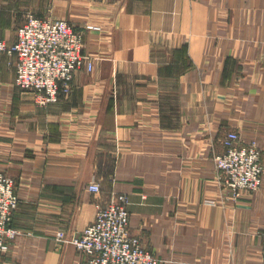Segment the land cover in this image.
<instances>
[{"label":"crops","instance_id":"obj_1","mask_svg":"<svg viewBox=\"0 0 264 264\" xmlns=\"http://www.w3.org/2000/svg\"><path fill=\"white\" fill-rule=\"evenodd\" d=\"M30 14L100 29L93 71L46 107L3 56L0 172L21 233L0 264H84L70 240L95 220L94 180L100 199L130 196V231L162 264H263L264 175L234 194L214 158L237 131L264 163V0H0V38Z\"/></svg>","mask_w":264,"mask_h":264},{"label":"built area","instance_id":"obj_2","mask_svg":"<svg viewBox=\"0 0 264 264\" xmlns=\"http://www.w3.org/2000/svg\"><path fill=\"white\" fill-rule=\"evenodd\" d=\"M100 29L86 24L77 29L70 22L57 18H40L34 14L17 30L13 44L0 38V71L4 55L15 59L16 84L33 94L39 107L57 103L62 95L72 92L76 73L82 68L94 69V58L84 54L85 35ZM223 153L215 155L220 179L234 193L255 192L263 184L262 151L253 141L244 143L237 131H230L222 141ZM89 190L98 201L95 220L80 235L70 240L84 256V264H162L163 260L130 231V196L113 192L106 199L98 181ZM14 180L0 172V255L21 232L12 225L19 206ZM264 264V232L261 234Z\"/></svg>","mask_w":264,"mask_h":264},{"label":"rangeland","instance_id":"obj_3","mask_svg":"<svg viewBox=\"0 0 264 264\" xmlns=\"http://www.w3.org/2000/svg\"><path fill=\"white\" fill-rule=\"evenodd\" d=\"M176 264H187L186 260H176ZM190 264V263H188Z\"/></svg>","mask_w":264,"mask_h":264}]
</instances>
